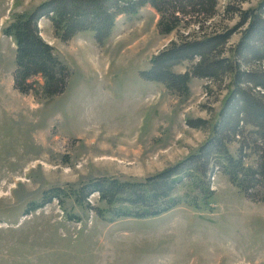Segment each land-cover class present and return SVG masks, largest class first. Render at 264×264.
<instances>
[{
	"label": "rangeland",
	"instance_id": "rangeland-1",
	"mask_svg": "<svg viewBox=\"0 0 264 264\" xmlns=\"http://www.w3.org/2000/svg\"><path fill=\"white\" fill-rule=\"evenodd\" d=\"M43 1L0 0V264H264V200L250 199L218 169L210 177L214 192L208 201L200 199V211L179 205L160 215L110 221L107 212L99 213L107 205L98 192L82 199L83 206L67 198L34 209L52 188L76 190L102 177L142 179L206 141L233 75L192 76L189 92L175 94L144 72L172 41L234 27L239 16L225 15V9L240 0H219L203 28L182 22L169 34L161 32L160 14L148 4L136 15H119L102 43L93 30L63 41L52 21L42 18L41 35L70 72L66 89L53 98L14 86L16 45L4 34L14 15ZM197 61L172 70L183 73ZM198 118L209 126H189ZM237 148L230 144L233 154ZM255 160L248 154L245 162L254 166ZM185 193L198 190L185 182L173 192Z\"/></svg>",
	"mask_w": 264,
	"mask_h": 264
},
{
	"label": "trees",
	"instance_id": "trees-1",
	"mask_svg": "<svg viewBox=\"0 0 264 264\" xmlns=\"http://www.w3.org/2000/svg\"><path fill=\"white\" fill-rule=\"evenodd\" d=\"M229 3L225 15L237 14L234 27H222L202 36H189L172 41L170 46L154 55L151 68L144 74L149 80L164 83L175 94L188 93L192 76L223 79L233 75L218 120L206 141L183 160L142 179L102 177L83 184L76 190L61 187L45 192V202L34 209L59 199L73 198L80 206L82 199L98 192L107 208L99 209L108 220L126 217L141 218L160 215L179 205L200 211V199L208 198L210 177L222 170L230 181L253 200H264V0L244 9ZM151 5L160 14L158 26L169 34L182 22H197L202 28L218 12L219 0H45L29 13L14 15L4 28V34L16 43L14 86L23 93L53 98L64 92L69 81V68L55 48L41 35L39 21L49 18L56 34L68 41L80 32L93 30L99 43L111 34L119 15L133 16ZM245 26L240 39L227 47L237 30ZM189 70L176 73L172 67L184 60H194ZM40 77L43 84L40 83ZM194 128L206 129L209 120L189 119ZM238 143L236 154L230 144ZM255 155V165L245 162ZM186 180V181H185ZM185 182L198 193L175 195ZM189 194V197L186 195ZM35 204V203H34ZM204 207V206H203Z\"/></svg>",
	"mask_w": 264,
	"mask_h": 264
}]
</instances>
